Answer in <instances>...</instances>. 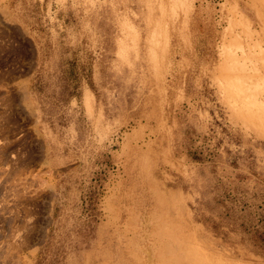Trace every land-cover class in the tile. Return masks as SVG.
<instances>
[{
  "label": "rangeland",
  "instance_id": "374dc122",
  "mask_svg": "<svg viewBox=\"0 0 264 264\" xmlns=\"http://www.w3.org/2000/svg\"><path fill=\"white\" fill-rule=\"evenodd\" d=\"M0 252L264 264V0H0Z\"/></svg>",
  "mask_w": 264,
  "mask_h": 264
},
{
  "label": "bare ground",
  "instance_id": "6f19581e",
  "mask_svg": "<svg viewBox=\"0 0 264 264\" xmlns=\"http://www.w3.org/2000/svg\"><path fill=\"white\" fill-rule=\"evenodd\" d=\"M15 176H16V175H15ZM15 176H14V177H15ZM20 176H21V175H20ZM18 178H19V177H18ZM1 210H2V209H1ZM9 212H10V211H9ZM13 218H14V217H13ZM16 229H17V228H16ZM23 229H24V228H23ZM15 231H16V230H15ZM5 237H6V236H5ZM10 243H11V242H10ZM6 244H7V243H5V245H6ZM2 245H3V244H2ZM6 246H7V245H6ZM1 251H2V250H1ZM0 253H1V252H0Z\"/></svg>",
  "mask_w": 264,
  "mask_h": 264
}]
</instances>
